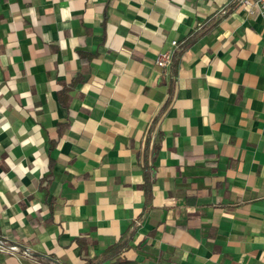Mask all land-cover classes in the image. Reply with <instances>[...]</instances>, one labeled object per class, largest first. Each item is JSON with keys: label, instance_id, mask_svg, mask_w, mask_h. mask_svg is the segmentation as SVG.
Here are the masks:
<instances>
[{"label": "crops", "instance_id": "0c3cea01", "mask_svg": "<svg viewBox=\"0 0 264 264\" xmlns=\"http://www.w3.org/2000/svg\"><path fill=\"white\" fill-rule=\"evenodd\" d=\"M0 239V264H264V16L0 0Z\"/></svg>", "mask_w": 264, "mask_h": 264}, {"label": "trees", "instance_id": "16d2710c", "mask_svg": "<svg viewBox=\"0 0 264 264\" xmlns=\"http://www.w3.org/2000/svg\"><path fill=\"white\" fill-rule=\"evenodd\" d=\"M59 98L61 100V103H63L64 105L67 104V101H66L67 99H64V97H62V93H59ZM159 115H160V113L156 116V118H155L154 121L157 120V118L159 117ZM151 125L153 126L154 125V122ZM154 147L157 148L156 145ZM151 181H152V177H151V172L149 170V166H145L144 190H145V193L147 194V196L149 195V192H150ZM0 240L3 241V242H6L3 239H0ZM76 240H80V239L77 238ZM123 241L124 240H121L120 242H118L117 244H115L114 246H112L111 248H108L105 251V253L103 254V256L107 257L110 254H114L116 251H118L121 248V246L123 244ZM20 249H22V248L17 245V250H20ZM23 250H24V252L27 251L26 249H23ZM33 255L35 257L39 258V259H43L44 261H47V264H61L60 262H58L57 260H55L52 255L43 256V255L37 254V253H33ZM89 264H93V262H91Z\"/></svg>", "mask_w": 264, "mask_h": 264}, {"label": "built area", "instance_id": "2783aa9c", "mask_svg": "<svg viewBox=\"0 0 264 264\" xmlns=\"http://www.w3.org/2000/svg\"><path fill=\"white\" fill-rule=\"evenodd\" d=\"M241 3L248 7L249 12L253 13L254 11H258L260 14L264 16V0H241ZM172 45H176V41H172ZM156 63L162 66H165L170 63L171 61V53L166 52L159 54L156 58ZM5 244L3 241L0 240V248H4ZM10 250H17L16 244H9L7 245Z\"/></svg>", "mask_w": 264, "mask_h": 264}]
</instances>
